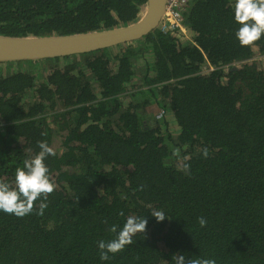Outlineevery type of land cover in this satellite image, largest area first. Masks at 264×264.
<instances>
[{
    "label": "trees",
    "instance_id": "obj_1",
    "mask_svg": "<svg viewBox=\"0 0 264 264\" xmlns=\"http://www.w3.org/2000/svg\"><path fill=\"white\" fill-rule=\"evenodd\" d=\"M145 2L0 0V35L127 25ZM234 2L191 0L190 40L156 26L88 53L0 61V180L14 185L38 141L56 152L43 215L41 200L23 217L0 211V264H264V35L240 45ZM128 216L146 231L101 261L98 241Z\"/></svg>",
    "mask_w": 264,
    "mask_h": 264
},
{
    "label": "clouds",
    "instance_id": "obj_2",
    "mask_svg": "<svg viewBox=\"0 0 264 264\" xmlns=\"http://www.w3.org/2000/svg\"><path fill=\"white\" fill-rule=\"evenodd\" d=\"M234 20L240 25L235 36L241 46H250L264 35V0H235ZM39 151L23 161V167H17L14 174V185L0 180V211L23 217L34 211L35 202L41 200L37 215H43L48 207V197L55 190L56 185L49 177V169L45 164L48 156H55V150L46 141H38ZM203 156H208V149H203ZM182 170L190 174V166L185 163ZM141 190L143 186H140ZM126 198V197H125ZM119 215L123 216L121 211ZM151 215L157 222L167 218L163 211L151 210ZM201 227L206 225L203 217H198ZM145 217L128 216L122 227L113 224L108 229L114 233V238L97 243L99 259L108 261L111 257L122 252L127 245L133 243L137 233L146 231ZM175 264H216L214 259L185 258L183 254L174 256Z\"/></svg>",
    "mask_w": 264,
    "mask_h": 264
},
{
    "label": "water",
    "instance_id": "obj_3",
    "mask_svg": "<svg viewBox=\"0 0 264 264\" xmlns=\"http://www.w3.org/2000/svg\"><path fill=\"white\" fill-rule=\"evenodd\" d=\"M165 0H146L138 17L127 25L87 32L46 35H0V61L64 57L96 51L142 37L157 26Z\"/></svg>",
    "mask_w": 264,
    "mask_h": 264
},
{
    "label": "built area",
    "instance_id": "obj_4",
    "mask_svg": "<svg viewBox=\"0 0 264 264\" xmlns=\"http://www.w3.org/2000/svg\"><path fill=\"white\" fill-rule=\"evenodd\" d=\"M191 0H165L162 16L157 24L158 28L163 31L175 32L181 34L190 40V33L182 24L181 18L183 10ZM211 68H204L207 71Z\"/></svg>",
    "mask_w": 264,
    "mask_h": 264
}]
</instances>
